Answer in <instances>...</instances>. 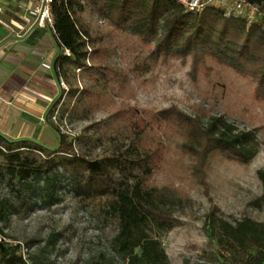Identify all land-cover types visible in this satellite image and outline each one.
Returning <instances> with one entry per match:
<instances>
[{"label": "rangeland", "instance_id": "rangeland-1", "mask_svg": "<svg viewBox=\"0 0 264 264\" xmlns=\"http://www.w3.org/2000/svg\"><path fill=\"white\" fill-rule=\"evenodd\" d=\"M78 26L88 36L90 68L65 64L58 77L50 67L57 88L51 106L65 93L29 140L56 147L53 124L74 140L80 155L102 160L117 179L140 180L167 193L178 220L161 238L169 264H213V245L204 231L212 208L230 222H264V211L253 205L262 194L257 173L264 172V97L255 94V81L209 57L153 59V43L116 29L89 9L78 16ZM168 108L200 125L222 117L236 132L251 131L257 154L247 164L210 154L200 183L194 176L198 159L182 149L183 132L176 121L162 118ZM4 163L0 156V166ZM7 179L0 172V239L20 246L24 264H124L111 250L118 221L105 213L103 201L82 202L59 188L58 201L45 205L36 189L9 185Z\"/></svg>", "mask_w": 264, "mask_h": 264}, {"label": "trees", "instance_id": "trees-1", "mask_svg": "<svg viewBox=\"0 0 264 264\" xmlns=\"http://www.w3.org/2000/svg\"><path fill=\"white\" fill-rule=\"evenodd\" d=\"M264 14V0H249ZM89 9L121 31L143 43H153L151 56L185 58L209 57L239 75L252 78L254 92L264 97V17L245 29L242 20L224 18L221 11L208 6L200 14L185 13L175 0H53V31L61 53L54 71L62 75L65 64L87 69L88 36L78 26V16ZM61 90L60 97L64 94ZM58 97L47 112L50 117L60 102ZM166 121H176L185 136L182 149L198 159L194 176L203 180L206 158L218 153L240 164L249 163L258 152L251 131L236 132L222 117H211L205 124L176 108L161 112ZM57 133V146L48 148L32 140H13L0 134V166L9 185L36 189L45 205L58 201L57 190L66 189L82 202L103 201L107 215L118 221V232L111 250L124 264H169L162 247V236L178 226L172 214L175 200L164 191L147 187L140 180L117 179L102 160L80 155L73 139ZM35 156L29 157V153ZM262 194L253 205L264 211V172L257 173ZM16 179V180H15ZM0 201V219L4 216ZM204 231L213 245V264H264V222L249 218L228 221L217 208L204 219ZM0 264H24L18 244L0 239Z\"/></svg>", "mask_w": 264, "mask_h": 264}, {"label": "crops", "instance_id": "crops-1", "mask_svg": "<svg viewBox=\"0 0 264 264\" xmlns=\"http://www.w3.org/2000/svg\"><path fill=\"white\" fill-rule=\"evenodd\" d=\"M26 2L19 0L13 13L3 15L15 24L12 32L0 25V134L13 140H29L44 127L57 93L50 67L63 53L49 28L27 23Z\"/></svg>", "mask_w": 264, "mask_h": 264}, {"label": "built area", "instance_id": "built-area-1", "mask_svg": "<svg viewBox=\"0 0 264 264\" xmlns=\"http://www.w3.org/2000/svg\"><path fill=\"white\" fill-rule=\"evenodd\" d=\"M185 13L200 14L206 7L211 6L221 11L224 18H234L242 20L245 29L258 23L264 14L260 8L249 0H175ZM19 0H0V25L9 32L13 31L15 24L12 20L6 21L3 18L5 13H13L12 6ZM53 0H27L25 6V16L27 23L38 28H49L53 33V17L51 14V4ZM64 55L69 52L65 50Z\"/></svg>", "mask_w": 264, "mask_h": 264}]
</instances>
